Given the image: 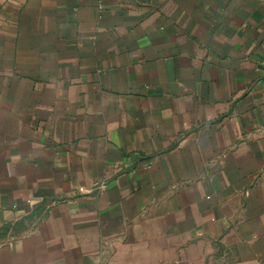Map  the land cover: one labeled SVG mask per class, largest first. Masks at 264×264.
Returning <instances> with one entry per match:
<instances>
[{
	"label": "crops",
	"instance_id": "obj_1",
	"mask_svg": "<svg viewBox=\"0 0 264 264\" xmlns=\"http://www.w3.org/2000/svg\"><path fill=\"white\" fill-rule=\"evenodd\" d=\"M0 264H264V0H0Z\"/></svg>",
	"mask_w": 264,
	"mask_h": 264
}]
</instances>
